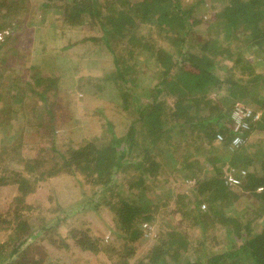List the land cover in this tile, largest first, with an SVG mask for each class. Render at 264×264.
<instances>
[{"label":"trees","instance_id":"obj_1","mask_svg":"<svg viewBox=\"0 0 264 264\" xmlns=\"http://www.w3.org/2000/svg\"><path fill=\"white\" fill-rule=\"evenodd\" d=\"M217 2L221 6L213 18H203ZM16 5V1L10 3L7 14L11 16L12 6ZM41 8L53 10L65 27L87 25L98 32L81 40L103 46L111 56L113 70L95 79L78 77V83L83 82L78 90L92 89V93L103 97L107 87V96L117 94L115 102L122 107V113H127L125 117L133 120L124 135L116 136L112 123L103 118L106 127L99 123L105 129L98 128L97 137H80L60 145L57 136L67 125L62 124L65 119L55 118L61 92L56 83L62 81L61 75L51 76L56 70L50 66L55 57L49 54V61L45 59L31 67L35 74L29 75L33 79L30 85L22 82L23 87L18 88L19 85L0 84V100L6 94L11 102L3 104L7 111L0 110L1 113L18 111L16 119H20L15 126L22 134L31 131L28 143L37 146L33 158H23L21 142L16 143L6 131L13 122L10 118L1 121L0 188H11L7 198H0V232H6L5 240L0 242L4 252L0 251V264H54L25 258L24 251L33 247L28 223L33 209L24 198L38 182L63 171L97 186L99 191H94L88 201L93 208L100 200L110 206L112 231L120 241L118 247L108 246L111 257L119 256L114 264H264V74L256 73L264 66V0H44ZM0 18L4 19V14ZM19 21L16 19L15 26L21 28ZM1 25L0 22V30ZM198 30L206 40H195L201 35ZM12 34L2 36L0 52L8 40H16ZM4 59L0 58V66ZM129 59H134L133 63ZM138 62L147 65L138 67ZM227 62H231L230 69L236 66L242 76L235 77L233 72L221 76L219 72L225 71ZM147 68L151 74L148 78ZM208 90L218 94L213 98ZM248 92V100L253 103L246 101ZM259 92L263 95L259 96ZM160 93L166 96L164 100H158ZM239 101L249 107L255 103L262 114L243 130L244 144L229 151L232 133L228 115ZM132 102L136 105L133 110ZM136 124L141 127L142 141L136 139ZM107 131L112 133L110 141ZM217 132L224 135L221 144L215 143ZM165 149V156L179 164L177 171L182 170L183 179L194 180L190 192L174 195L173 213L198 235L193 238L188 232H163L146 255L136 258V244L144 239L142 226L153 222L158 209L156 203L141 199L143 184L147 176L156 179L161 165L158 156ZM12 161L18 164L17 171L9 169ZM226 165L246 171L236 186L239 190L225 185ZM8 169L13 173L9 181L5 174ZM128 170L138 176L129 183L125 197L112 198L113 182H123L125 176L119 173ZM130 187L138 190L135 198L130 196ZM217 225L224 226L229 245L214 243L212 247L219 248L210 251L206 233ZM82 234L78 245L95 251V239Z\"/></svg>","mask_w":264,"mask_h":264},{"label":"rangeland","instance_id":"obj_2","mask_svg":"<svg viewBox=\"0 0 264 264\" xmlns=\"http://www.w3.org/2000/svg\"><path fill=\"white\" fill-rule=\"evenodd\" d=\"M14 1H16L17 5L12 6L14 12L10 16L7 14L6 9ZM187 1L184 0L185 3ZM42 2L44 0H0V3L3 4L0 6V14H4V19L0 18L2 24L0 33H2V36H5L11 35L13 32L12 35L17 37L16 40H8L9 42H6L4 50L0 52V58L4 59L5 54L8 57L6 58L8 61L4 59L3 64L1 63L2 66H0V75L2 76L0 84L11 87H17L19 85L18 88L23 87L22 82L28 83L29 85L32 84L31 80L33 79L31 78L30 80L29 75L31 73L35 74V70L31 67L42 64L43 60L48 59L47 56L51 54L55 57V61L50 66L56 69L51 76L57 77L61 75L62 77V81L56 83V86L58 84L61 92L56 103L55 118L57 120L58 118H61V120L65 119L62 124L67 125V127L65 126L63 128L62 135L57 136V143L60 145L64 143L65 145L80 137H86L87 139L97 137L96 134L99 133L98 128L104 130L106 127L103 118L112 123V133L114 135H124L129 121L133 120V118H126L124 114L127 113H122V107L115 102L117 101V94L111 96V92L107 96V87H105L106 96L103 97H100L97 93H92V89L78 90L82 88L81 86L83 84V82L81 84L78 83V77L82 76V78L89 77L95 79L113 70L111 56L103 46L96 44L94 41L81 40L85 36H95L98 32L87 27V25L77 27L63 26L57 20L59 17L58 14H55L49 8H45L49 9L48 11L41 8ZM212 6L214 7H209L205 14H203V18L210 17L212 19V14L221 5L220 2H217ZM16 19L20 20L19 25H22L21 28L15 26ZM202 27L200 26L198 29ZM197 34H201V30H198ZM195 37V40H198V38L206 40L204 34ZM1 42H3V38L0 39ZM7 48L14 49L7 50ZM140 57H137L136 61H139ZM249 58L252 59L251 56ZM129 61L133 63L134 59H129ZM138 64V67L147 65L146 62L142 64L138 62ZM225 68V71L221 70L219 72L221 76L228 75L232 72L235 77L242 76L236 66L230 69L231 62H227ZM41 72H43L42 69ZM256 73L264 74V66L263 71L256 69ZM145 75L147 78L151 76L149 68L146 69ZM244 77L247 76L244 75ZM153 84L154 82L151 83V85ZM208 92L213 98L218 94V92H212L211 90H208ZM263 93L259 92L258 95H263ZM165 97L164 93H160L157 98L158 100H164ZM250 97V92H248L246 94L247 102H249L248 99ZM30 99L35 103V99ZM9 101L5 94L3 99L0 100V110L7 111L5 109L7 106L5 105L10 104L11 102ZM166 101L171 102V99L166 98ZM32 102L30 101L29 103ZM168 102L166 105L169 104ZM239 102L242 103V101ZM133 106H136L134 102L131 103L130 109L133 110L135 108ZM254 106H256L255 103L250 108L262 114V111ZM12 107L15 108L14 106ZM18 114V111L16 113L10 112L8 115L2 114L0 111V123L2 120L5 121L6 118H10L9 121L13 123H10L9 127L6 128L7 133L11 137H14L16 143L21 142L19 148L21 149L20 154L23 158H33L36 155L37 146L28 143L31 131L22 134L19 128L15 126L16 120L20 119H16ZM99 123H104L105 127L104 125L100 127ZM68 127L70 130H68ZM136 129V139L142 141V132L139 124H136ZM109 133L112 134L107 131L108 141H110L111 136ZM176 133L173 135L179 137L180 135ZM1 143H3L2 133H0ZM63 148H66V146ZM163 152V155L158 156L161 165L159 164L160 167L157 170L156 179L150 180L151 178L147 176L143 184L145 191L141 193V199L143 201L145 199L148 203H156L158 209L154 213L153 222L150 224L146 223V225L143 224L142 226L144 228V239L136 244V258L146 255L148 250L157 243L163 232L170 230H176L182 233L188 232L192 234L193 238L198 235V233L192 232L189 229L187 222L183 218L177 213H173L174 195L190 192L194 180L183 179L182 170L177 171L179 164H174V160H171L169 155L167 157L165 156L168 150L165 149ZM8 165L13 166L9 167L11 171L18 170V164L16 162L12 161ZM9 169L5 173L8 177L7 181L10 179L9 176L13 174L9 173ZM119 175L125 176V180L120 183L113 182L115 186L112 189L111 197L115 199L126 196L125 191L128 190L129 183L137 173L128 170L125 174L120 171ZM79 178L81 177H74L67 171H63L57 176L38 182L34 190L24 198V202L33 209L28 220L31 234L29 236L33 247L24 251L26 259L34 258L41 263L44 260L47 262L49 260L54 264H114V262L119 261V258H117L119 256H113L115 258L113 259L111 254L108 253V246L118 247L120 244V241L116 240L112 231L114 222L110 215V206L105 201L101 202V200L99 201L100 204L96 205L97 208H93L88 204L91 195L98 188L91 181H87L83 177L82 179ZM9 188L11 187L6 186L3 189L0 188V198L8 197L10 193ZM233 189L239 190L237 187ZM129 192L131 193L130 196L135 198L136 194L134 192H138V190L130 187ZM239 208L242 210L243 207ZM201 209H204V205H201ZM82 233L86 234L92 240L95 239L97 243L95 251L82 249L78 245L77 240L81 241L83 239ZM206 234L208 236L206 243L210 251L216 248L218 250V246H215L216 248L212 247L214 243H219L217 245L224 247L229 245L226 240L224 226H211L208 228ZM5 238L6 232H0V242H3ZM0 251L2 254L4 253L2 250ZM134 258H131L129 261L132 262Z\"/></svg>","mask_w":264,"mask_h":264},{"label":"built area","instance_id":"obj_3","mask_svg":"<svg viewBox=\"0 0 264 264\" xmlns=\"http://www.w3.org/2000/svg\"><path fill=\"white\" fill-rule=\"evenodd\" d=\"M2 38V33H0V39ZM261 116V112L250 108L249 106L236 102L230 110L228 115L229 129L231 131V136L228 141L227 149L233 151L238 149L244 144V138L242 137L243 130H246L251 124L255 123ZM224 141V135L220 132L215 134V143L221 144ZM246 171L244 169L235 170L228 165L223 168V180L226 186L236 187L241 183L244 178ZM257 190H261L258 188Z\"/></svg>","mask_w":264,"mask_h":264}]
</instances>
